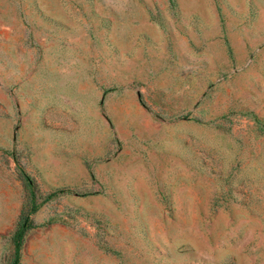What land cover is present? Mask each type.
I'll use <instances>...</instances> for the list:
<instances>
[{
    "label": "rangeland",
    "instance_id": "rangeland-1",
    "mask_svg": "<svg viewBox=\"0 0 264 264\" xmlns=\"http://www.w3.org/2000/svg\"><path fill=\"white\" fill-rule=\"evenodd\" d=\"M27 214L19 264H264V0H0V264Z\"/></svg>",
    "mask_w": 264,
    "mask_h": 264
},
{
    "label": "trees",
    "instance_id": "trees-1",
    "mask_svg": "<svg viewBox=\"0 0 264 264\" xmlns=\"http://www.w3.org/2000/svg\"><path fill=\"white\" fill-rule=\"evenodd\" d=\"M24 179L29 183L30 186L32 185L31 179L28 175L24 174ZM58 192H63V191H56L54 193H51L49 197L56 195ZM31 195H33L32 200H34L33 191H31ZM37 208L38 206L33 202L31 212H35ZM30 227H31L30 214L22 216L21 220L19 221V226L13 235V242L15 245V255H14L12 264H19L20 248H21L22 240H23L25 232Z\"/></svg>",
    "mask_w": 264,
    "mask_h": 264
}]
</instances>
